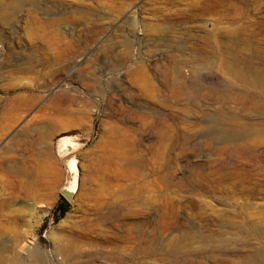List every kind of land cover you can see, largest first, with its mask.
I'll use <instances>...</instances> for the list:
<instances>
[{
    "label": "rangeland",
    "instance_id": "1",
    "mask_svg": "<svg viewBox=\"0 0 264 264\" xmlns=\"http://www.w3.org/2000/svg\"><path fill=\"white\" fill-rule=\"evenodd\" d=\"M263 2L0 0V264H264Z\"/></svg>",
    "mask_w": 264,
    "mask_h": 264
},
{
    "label": "bare ground",
    "instance_id": "2",
    "mask_svg": "<svg viewBox=\"0 0 264 264\" xmlns=\"http://www.w3.org/2000/svg\"><path fill=\"white\" fill-rule=\"evenodd\" d=\"M252 1H254V2H256V3H258V2H261V0H252ZM213 2V1H212ZM264 3V2H263ZM214 4V3H213ZM246 81H250V83H251V85L252 86H254V87H258V89L259 90H261L262 91V95H263V98H264V65L262 66V68L261 69H259V70H257V71H255L254 72V74H251V76L250 77H247V78H244ZM63 95H59V96H56L55 98H51L52 100H49L48 102H47V104H45V105H43L42 107H41V110L40 111H42L43 113H45L46 114V112L47 111H49V110H53V112H56V111H60V113H61V109L62 108H64V107H70L69 105H68V103L67 102H63V100H61V99H63V98H61ZM23 98H18L17 99V101H13L14 103L12 104V110H17V109H23L24 107H30L32 104H33V102L35 101L33 98H25L24 96H22ZM3 105V104H2ZM262 108H264V107H262ZM25 109V108H24ZM72 109V108H71ZM72 111V110H71ZM10 112V111H9ZM50 112V111H49ZM49 112H48V114H49ZM57 113V112H56ZM38 114H39V112H38ZM42 114V113H41ZM40 115V114H39ZM47 115V114H46ZM78 116V115H77ZM216 116V115H215ZM219 117V116H218ZM41 118V117H40ZM212 118H214V117H212ZM216 118H217V116H216ZM36 119V118H35ZM49 119V118H48ZM54 119V118H53ZM41 120H43V119H41ZM40 120V121H41ZM212 120V122H218L217 121V119H211ZM50 121V120H49ZM53 121V120H52ZM56 121V120H55ZM65 121V120H64ZM54 122V121H53ZM58 122V121H57ZM77 122V121H76ZM32 123H33V121H32ZM219 123V122H218ZM45 124V123H44ZM54 124V123H53ZM57 124V123H56ZM41 125V124H40ZM163 125V124H162ZM167 125V124H166ZM32 126H33V124H32ZM58 126V125H57ZM51 127V126H50ZM62 127V126H61ZM162 128V127H161ZM75 129V128H74ZM218 129H220V127H218ZM64 130V129H63ZM163 130V129H162ZM255 130H257V132H255L254 134H253V137H254V141H253V143H251V148H250V150H254V149H256L258 146H260V145H264V124H262V126H260L259 128H256ZM51 132H52V130H51ZM167 132V131H166ZM166 132H165V134H166ZM215 132H217V131H215ZM57 134V131H54V129H53V132L51 133V135L52 134ZM22 134V133H21ZM54 134V135H55ZM218 136H220L221 138L222 137H224L225 136V133L222 131V130H220L219 132H218ZM245 136H247V134L246 133H240V137H245ZM49 137V136H48ZM52 137V136H51ZM247 138V137H246ZM34 140V139H33ZM44 140H47L46 139V137H44V139H43V141ZM42 140L40 141V142H42V146H41V144H40V146L38 145L39 144V142H38V144L37 143H34L33 144V147H34V149H35V151L37 152L36 153V159H35V162H34V172H35V174H33V175H35L36 177H37V180L36 181H38L39 182V185L41 186H44L45 188H47V187H49L50 186V181H47V180H45V177L48 175L47 174V167H48V165H47V158H46V156H47V153L49 152V150H48V147H47V145H46V143L45 142H43ZM169 142V141H168ZM50 148V147H49ZM9 151V149H5L4 150V152H8ZM107 153V152H106ZM100 157H102V156H100ZM130 159V158H129ZM106 160V159H105ZM109 161V160H108ZM112 162V161H111ZM94 163V162H93ZM96 163V162H95ZM110 163V162H109ZM50 164V163H49ZM30 165V164H29ZM53 164H50V167L52 166ZM109 165V164H108ZM47 166V167H46ZM110 166H112V165H110ZM56 167V166H55ZM120 167V166H119ZM55 169V171L58 173V174H60V171L58 172V170L56 169V168H54ZM51 170H53V169H51ZM99 171V170H98ZM54 171H52V173H53ZM71 172H73V173H75V175H78V173L76 172V170L75 169H72L71 170ZM127 172V171H126ZM132 172V171H131ZM48 173H50V171L48 172ZM51 173V174H52ZM104 175H106V174H104ZM130 175V174H129ZM93 176V175H92ZM91 176V177H92ZM112 176V175H111ZM117 177H119V175L117 176ZM97 178V177H96ZM111 178V177H110ZM36 179V178H35ZM93 179V178H92ZM29 180V179H28ZM77 180V179H76ZM38 182H36V183H38ZM101 182V181H100ZM30 183H32V182H30ZM34 183V182H33ZM94 183V182H93ZM99 184H101V183H99ZM35 185V184H34ZM96 185V184H95ZM103 185V184H102ZM37 187V186H36ZM93 187V186H92ZM38 188H40L39 186H38ZM89 188V187H88ZM34 189V188H33ZM48 189V188H47ZM75 189H76V181L74 180L73 182H72V184H71V186H70V191L71 192H74L75 191ZM96 189V188H95ZM105 189V188H104ZM11 190V189H10ZM34 191V190H33ZM48 191V190H47ZM53 191V190H52ZM92 191V190H91ZM98 191H99V189H98ZM102 191H104V190H102ZM90 192V191H89ZM60 193V192H59ZM96 193V192H95ZM100 194V193H99ZM50 195V194H49ZM89 195V194H88ZM110 196V195H109ZM14 197V196H13ZM35 197V196H34ZM37 197V196H36ZM84 198V197H83ZM94 198H96L95 200H97V201H100L101 203H102V201H101V198L99 197V195L98 196H96L95 195V197ZM11 199V198H10ZM103 200V199H102ZM78 201V200H77ZM106 201V200H105ZM6 202V201H5ZM75 202V201H74ZM83 202V201H82ZM9 204V203H8ZM106 204V203H105ZM111 204V203H110ZM97 205H98V202H97ZM100 205V207H101V205L102 204H99ZM104 205V204H103ZM6 207H8V206H6ZM104 207V206H103ZM101 209H103L102 207H101ZM116 211H118V210H116ZM116 211H112V212H110V217L109 218H113L114 219V216H118L119 214L118 213H116ZM13 212V211H12ZM124 214V213H123ZM127 214H128V212H127ZM102 218V217H101ZM100 218V219H101ZM121 218V217H120ZM103 219V218H102ZM104 219H106V218H104ZM103 219V220H104ZM54 231V230H53ZM54 233V232H53ZM55 235V234H54ZM71 238V237H70ZM106 238V237H105ZM72 239V238H71ZM64 255H67V256H72V255H74L75 253H76V248L72 245V246H70L69 244L66 246V247H63L62 248V251H61ZM41 260V259H40ZM58 260V259H57Z\"/></svg>",
    "mask_w": 264,
    "mask_h": 264
},
{
    "label": "trees",
    "instance_id": "3",
    "mask_svg": "<svg viewBox=\"0 0 264 264\" xmlns=\"http://www.w3.org/2000/svg\"><path fill=\"white\" fill-rule=\"evenodd\" d=\"M69 206V202L62 198L61 201L54 207L52 215L55 216L60 213L63 216L65 213L68 212Z\"/></svg>",
    "mask_w": 264,
    "mask_h": 264
},
{
    "label": "water",
    "instance_id": "4",
    "mask_svg": "<svg viewBox=\"0 0 264 264\" xmlns=\"http://www.w3.org/2000/svg\"><path fill=\"white\" fill-rule=\"evenodd\" d=\"M75 192L70 191V186L64 187L62 190V198L67 202L71 201L74 197Z\"/></svg>",
    "mask_w": 264,
    "mask_h": 264
}]
</instances>
